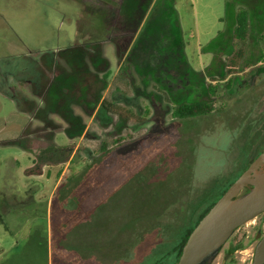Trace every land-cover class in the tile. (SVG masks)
Wrapping results in <instances>:
<instances>
[{
	"label": "rangeland",
	"instance_id": "374dc122",
	"mask_svg": "<svg viewBox=\"0 0 264 264\" xmlns=\"http://www.w3.org/2000/svg\"><path fill=\"white\" fill-rule=\"evenodd\" d=\"M151 1L108 8L81 0L68 10L0 0V69L48 57L31 111L0 132V261L25 243L39 216L49 227L58 180L98 161L89 185L105 190L98 195L107 196L108 224L118 212L134 219L132 264H146L173 237L163 230L182 225L205 190L235 180L264 149V0H157L149 12ZM241 7L250 11L251 35L227 90L222 76ZM189 66L202 76H188ZM209 83L219 88L213 114L175 119L176 105L202 98ZM104 99L132 109L140 122L110 116ZM0 100L1 115L15 108ZM105 140L110 153L99 158L94 150ZM33 181L42 184L34 196ZM256 221L234 234V244L250 242L230 264L252 263Z\"/></svg>",
	"mask_w": 264,
	"mask_h": 264
},
{
	"label": "trees",
	"instance_id": "16d2710c",
	"mask_svg": "<svg viewBox=\"0 0 264 264\" xmlns=\"http://www.w3.org/2000/svg\"><path fill=\"white\" fill-rule=\"evenodd\" d=\"M156 2L157 0L151 1L148 7L149 12H151ZM128 3L129 0H127L126 5ZM171 3L175 5L176 0H171ZM180 31L182 34L181 29ZM250 35V11L245 7H241L235 17V27L232 33L233 49L226 59L222 76V80L229 78L226 84L227 90L232 89L234 78L240 75V67L246 56V43ZM183 70L184 68L181 71ZM189 72L197 75L190 66L187 67L186 71L188 76ZM108 76H110V73H107L104 79L107 80ZM214 81L217 80H212V82ZM218 89V86L209 83L201 95L202 98L176 105L173 112L174 118L187 121L212 115L215 108L213 99L218 95ZM101 107L110 116H117L127 122L132 120L140 122L141 120L132 109L110 102L107 99L102 101ZM110 149V142L105 140L100 148L94 150V152L98 154L99 158H102L110 153ZM261 152L248 160L246 167L238 173L236 179ZM98 164V161L95 164H89L80 174L64 176L58 180L51 195L49 227L47 226L45 214L42 218L41 216L32 215L35 218L38 217L37 223L31 227L25 243L15 246L12 252L0 261V264H132L134 260L132 248L135 245L132 234L137 227L131 226L134 220L131 221L132 217L125 214L121 219L118 216L119 212L117 216L116 214L112 215L111 223L108 224L106 214L103 212L107 205H105L107 196L98 195V192L105 190L102 187L101 191L97 184L94 185V188L89 185L91 172L95 171V176L98 174ZM50 177L51 174L48 170L46 179L50 181ZM236 179L224 185H220L221 182L218 181L217 186L212 190H205L204 198L201 201L202 205L199 203L193 206L187 217H181L184 221L182 225L176 224L172 229L162 231L173 233V237L169 240L164 239L159 251L146 264H178L183 248L194 228ZM42 184L35 181L31 182L33 186L30 190L33 192V196L40 193L39 189ZM92 194L95 196H91ZM114 197L112 196L113 199ZM129 197L127 196V199ZM113 199L112 202L108 203H113ZM32 211H37V209L35 208ZM188 218L194 220V225L187 224ZM102 222L104 224L101 225ZM136 222H138L137 219ZM6 227L12 230L9 225Z\"/></svg>",
	"mask_w": 264,
	"mask_h": 264
},
{
	"label": "water",
	"instance_id": "95a60500",
	"mask_svg": "<svg viewBox=\"0 0 264 264\" xmlns=\"http://www.w3.org/2000/svg\"><path fill=\"white\" fill-rule=\"evenodd\" d=\"M264 213V150L194 228L178 264H212L245 224ZM253 264H264V235Z\"/></svg>",
	"mask_w": 264,
	"mask_h": 264
},
{
	"label": "crops",
	"instance_id": "0c3cea01",
	"mask_svg": "<svg viewBox=\"0 0 264 264\" xmlns=\"http://www.w3.org/2000/svg\"><path fill=\"white\" fill-rule=\"evenodd\" d=\"M27 4H34L37 6H51L56 9H74L78 8L77 1L81 0H23ZM108 8H117L116 0H98ZM123 1V0H122ZM147 18V15H146ZM73 46V45H72ZM63 49H56L55 53L59 54ZM20 57V56H19ZM27 57V55L25 56ZM42 56L41 64L39 62L27 63H13L8 64L0 69V97H5L12 102L15 106L6 115L0 113V132L10 131L12 125L10 123L18 122L21 120L22 113H28L30 108L34 105V96L41 92L44 86L39 82L38 78L43 76L42 67L48 62V57ZM126 57H124L125 60ZM123 60V62H124ZM40 65L39 68L35 66ZM121 69V68H120ZM107 73L112 74L111 70ZM106 73V74H107ZM119 71L116 73L115 78H119ZM56 74V71H55ZM122 79V78H121ZM114 103V102H113ZM5 110L3 102L0 100V112ZM36 182V181H35Z\"/></svg>",
	"mask_w": 264,
	"mask_h": 264
},
{
	"label": "flooded vegetation",
	"instance_id": "af4514ba",
	"mask_svg": "<svg viewBox=\"0 0 264 264\" xmlns=\"http://www.w3.org/2000/svg\"><path fill=\"white\" fill-rule=\"evenodd\" d=\"M255 221L256 222H254V226H253V229L255 230V234L252 238L253 243H255V245L253 246V257H252V263L251 264H253V262H254L256 246L264 235V213H262L259 217H257L255 219ZM240 229H242V227ZM240 229H238V230H240ZM233 238H234V235L228 241V243L224 246L223 250L217 256V258L215 259L214 262H216V260L219 259L218 264H230L235 259L242 260V257L237 255V253H239L240 255L244 254V252L246 250L245 247L250 242V238L246 243L240 241L237 244L233 243Z\"/></svg>",
	"mask_w": 264,
	"mask_h": 264
}]
</instances>
